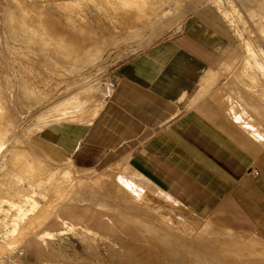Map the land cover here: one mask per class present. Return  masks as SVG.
I'll list each match as a JSON object with an SVG mask.
<instances>
[{"label":"bare ground","instance_id":"obj_1","mask_svg":"<svg viewBox=\"0 0 264 264\" xmlns=\"http://www.w3.org/2000/svg\"><path fill=\"white\" fill-rule=\"evenodd\" d=\"M214 1L216 5H219L220 0ZM9 2L5 6L3 18L6 27V34H4L6 47H4L14 56L18 55L17 57H23L25 60L14 58L6 61L5 65L8 67L5 68L6 70L3 69L4 73L0 75V80L5 78L11 84L15 78L13 71L19 72L24 82L20 86L21 89L19 88L20 95L25 100L22 106L26 110L32 109L36 104L44 103L51 92L50 81L46 78L47 76H44L46 73L42 75L41 71L37 72L29 64L31 61H37L36 58L39 57L40 65L44 66L42 68H46L51 74L59 77L57 79L60 80L54 79L56 82L53 86L57 88L64 82L66 76L80 75L86 67L100 60L109 48L106 46L115 47L127 39L140 35V31H143L142 26L151 23L154 16L160 15L163 4L161 0H89L99 12L101 19L120 30H127L123 36H111L109 40H106V37L100 36V33L98 34L91 27L93 24L90 26L88 18L81 19L78 11L67 5L65 1L60 4L54 2L58 14L64 18L63 21L55 20L58 18L56 14L42 11V6L38 9L26 0H9ZM175 2L177 3V0ZM252 5L254 7L252 13L264 19V0H259ZM79 6L84 9L86 4ZM221 12L228 21L231 17L229 22L232 24L235 13L229 10H221ZM155 20L157 21L154 18L153 21ZM97 21L99 23V20ZM101 28L105 34L111 32L103 26ZM160 29L163 30V28H153L152 35H159ZM237 38L243 51L238 66L255 65L259 71H264L263 56L257 53L258 48L256 49L253 41L243 37L242 32L237 33ZM260 50L264 53L261 48ZM87 81V78H82L75 81L73 85H66L63 90L66 93L73 90V93L66 98L65 107L61 108L59 105V109L56 106L59 110L57 109L58 111L53 112V116L46 119L47 123L50 124L52 121L54 123H88L95 117L103 101L93 96L97 94L93 92L96 90L93 86L84 85ZM107 85L111 87L109 81ZM4 90L0 84V212L2 215L0 217V264L10 255L14 247L24 245L26 248H44L48 242L57 243L55 237L65 234L64 230L78 232L83 242L85 239L97 242L99 235L95 230L109 236L113 235V237L118 235L119 238L122 235L125 238L127 235L133 238V243H130L132 250L143 245L148 252L159 253L174 249L180 255L185 249L188 253L186 258L189 264L197 262L202 264L209 257H214L217 264L246 263L242 261L243 259L241 260L242 250L239 237L234 238L230 230L225 227H220L221 232L217 233L215 221L208 220L198 223L195 218L191 220L194 215L190 220L185 217L188 220L184 221L177 218L178 214L176 215L174 211L172 214L169 211L165 213L162 211L163 215L157 212L151 218L133 212L132 210L140 209L154 211L146 203L144 196L145 185L150 184L152 187L153 184L131 168L128 155L102 171L80 176L73 171L71 159L63 162L56 161L36 146L29 138L30 129L26 130L22 136L17 135L20 127L16 125V118L7 107L8 99ZM42 115L44 114H41L40 118ZM155 188L159 194H164L166 198L173 201L162 190ZM153 198L156 201V198ZM166 201L169 200L166 199ZM2 203H5L6 207H3ZM217 224L220 225V223ZM56 255L63 257L60 251H57ZM162 257L164 258L163 254Z\"/></svg>","mask_w":264,"mask_h":264},{"label":"crops","instance_id":"obj_2","mask_svg":"<svg viewBox=\"0 0 264 264\" xmlns=\"http://www.w3.org/2000/svg\"><path fill=\"white\" fill-rule=\"evenodd\" d=\"M205 1L216 5L191 0L176 30L108 72L113 85L90 122L51 125L46 140L81 167L129 149L131 168L170 198L241 221L245 237L222 218L210 220L217 233L225 227L239 237L243 262L264 264V71L243 64L222 81L221 93L213 89L232 36L219 7ZM247 1L258 16L252 4L259 0ZM179 2L181 10L186 1Z\"/></svg>","mask_w":264,"mask_h":264},{"label":"rangeland","instance_id":"obj_3","mask_svg":"<svg viewBox=\"0 0 264 264\" xmlns=\"http://www.w3.org/2000/svg\"><path fill=\"white\" fill-rule=\"evenodd\" d=\"M26 1H28L29 3H32L38 9H40V7L42 6L43 7V8L41 7L42 11H49L52 14H56L59 19L57 18L55 20H59V21L60 20L63 21L64 18L58 14V10L56 9L54 2H55V4H60V3L65 1V3H67V5L74 7V9L76 11H78V14L80 15L81 19L86 20L88 18L89 19L88 21H90L89 22L90 26L93 24L91 27L98 34L100 33L99 34L100 36L103 35V37H106V40H109L111 36L120 37V36L125 35V33H127V30H124V29L120 30V29L114 27L109 22H106L103 19H101L99 12L94 8V6L89 2V0H26ZM162 1H163L162 8H161L162 11L160 12V15L158 14V15L154 16L153 19H151V23H149L145 26H142L143 31L141 30L139 33L141 36L138 35L134 38L127 39V41H123L121 43L122 45L119 44L118 46H115V47L106 46L109 48H107V51L105 52L104 56L100 60H98L94 65L86 67L84 69L83 73H82V71L80 72V75L79 74L75 75V76L71 75L69 77L66 76V79L64 78V82H63L64 84L63 83L60 84L59 86H57V88L54 87L53 85L57 80H60V79H57L59 77L57 75H54L53 73H52L53 74L52 75L51 72H49V70H47L46 68H42L44 66L42 64L40 65V63H39L40 58L39 57L36 58L37 61H31L29 64L34 69H36L37 72L41 71L42 75H44L46 73L44 76L45 77L47 76L46 78H48L50 81L49 83L51 84V86H50L51 92L49 94L50 97L48 96V98L45 99L44 103L36 104L38 106L35 105L30 110H26L25 108H23L24 106H22V103L25 100L20 95L21 94L20 93V89H21L20 86L24 82H23L20 74H18L19 72L13 71L15 73L14 74L15 78L11 84H9L8 81L5 80V78H2L0 80V84H2L3 90L6 89V90H4V92L6 93L7 99H8L7 100V107L9 108L11 114H13L15 116L16 125L18 126V128L20 127L17 135L22 136L23 133L26 132V130L30 129V135H29L30 140L33 143H35V145L38 146L49 157H51L54 160L59 161V162H63L65 160L71 159L70 157L66 158L68 155L65 152L56 148L55 146H53L52 144H50L46 140L47 128H50L51 125L56 124L53 121L49 124L46 122V119H49V117L53 116L52 115V114H54L53 112L58 111L60 109V106H61V108L66 106V105L64 106L65 101H67L66 98L69 97L73 93V90L70 92L67 91V93H66V91H64L66 85L67 84L73 85V83L75 81H78L79 79H82V78H87L88 81L84 85L86 87L93 86L96 89L93 92H95V94L97 93L96 95H93V96L97 99H101L104 103V97L108 94V92L111 88L107 85V82L109 80L106 78V75L108 74V72L111 69H113L117 64H119L121 61H123V60L129 58L130 56L146 49L147 47L156 43L158 40L167 37L169 34H171L174 30H176L178 28V26H179L178 22L180 23L183 20V18L185 17V15L192 9L191 0H185L186 5L181 10H180V6H182V5H180V3H179L180 0H177V3H179V4H177L175 2V0L174 1L173 0L172 1L162 0ZM200 1L201 0H199V3H200ZM82 2L84 4H86L84 9L80 8V6H79V5L83 4ZM214 2H216V1H214ZM9 3H10L9 0H0V54H1L0 57L3 54H5L0 58V60H1L0 62H2L0 64V66H1L0 67V75H2L4 73V70H6L8 67L5 65L6 61H11V59H14V58H16V59L19 58L18 60H22V61L25 60L23 57H20V56L17 57L18 55L14 56L13 54H11L8 51L7 48L5 49L6 46H5V35L4 34H6V27L4 25V22H3L4 19L3 18H4L5 6H7ZM203 3H209V4L213 5L212 2H206L205 1ZM177 5L179 6V8ZM217 6H219L220 11L221 10H229V11H233V13H235L234 14L235 16L232 18V20H233L232 24L229 23V25L227 26L228 29H229V27H231V29H229V31L231 32V36H232V38H229V41H230L229 45H231V49H232L231 55L229 56V58H226V56H225L223 58V60H221V62H219V66L221 65V69L217 71L218 74H216L214 79H213L214 80L213 82L218 81L214 85H212L213 89L216 88L217 90H220V92H218V93H221V90H222L221 88H222V83H223L222 81L226 80L227 78H230L231 76L235 77L243 71V65H241L240 67L234 66V68H233V65L238 64L239 59L243 55V51L241 49L239 39L237 38L238 32H242L243 37L249 38L250 40L253 41V43L256 46V49L258 48L257 53H260L263 56V57L262 56L261 57L264 61V53H262V51L260 50V48H261L264 52V32H263V30H264V19H261L258 16H252V14L249 13L250 4L247 0H220L219 5L217 4ZM180 13H181V15H180ZM154 18L157 19V21L155 20L156 22L153 21ZM228 19L230 21L231 17H229ZM52 20L54 21V19H52ZM97 20H99V23ZM165 20H167V21H165ZM226 20H227V18H226ZM245 20H248L249 22L245 23L244 22ZM252 21L257 22V23L252 24ZM161 23H163V24H161ZM164 23H165V26H164ZM170 23H172V24H170ZM101 26L111 30V32L109 33L110 35L105 34L102 31ZM156 27L157 28H163V30L160 29L161 33L159 35H152L153 34V32H152L153 28H156ZM118 32H119V34H118ZM141 32H143L142 33L143 35L141 34ZM1 40L3 41V43ZM147 41H148V43H147ZM142 42H143V44H142ZM229 45H228V47H229ZM3 57H5V59H9V60H5ZM3 59H4V61H2ZM97 64H98V66H97ZM231 64H232V70L230 71L229 68H231V67H229V66H231ZM48 76H50V77H48ZM74 77H76V78H74ZM70 80L72 82H70ZM202 84H200V86ZM15 85L17 87H15ZM63 92H65L66 94ZM211 94L217 95V92L216 93L213 92ZM99 97H101V98H99ZM62 98L63 99L65 98V99L63 100ZM187 107H189V104L188 103L184 104V108H187ZM174 108H175V110H174V112H171L169 114V118L173 117L174 113H178L181 109L179 105L174 106ZM41 114H44V115H42V117L40 118ZM43 116H44V118H43ZM59 123L66 124L64 122H59ZM34 127L36 128V132H35ZM40 127H43V128H40ZM144 133H146V131H144L143 134ZM144 137H145V135H142L138 139H142ZM46 150L50 151L54 157L51 156L50 154H48V152ZM125 152L126 153H123V154L121 153L120 155H115L114 158L112 156H109V157L103 159L101 162H99V163H97L91 167L77 166L73 162V160L71 159L73 162V171L75 173L77 172V174L80 176H87V175L93 174L95 172L102 171V170L108 168L110 165L115 164L116 161L119 162V161L123 160L129 154L128 153L129 149H127ZM153 185H152V187L150 184L145 185L146 193L144 196L146 198V203L149 206H151L154 211L140 209V210H132L133 212H138L142 215H145L146 217L151 218V217H154L155 216L154 214H156L157 212H158L157 214L163 215L162 214L163 212L165 213V212L169 211V213L172 214L173 213L172 211H174L176 215L178 214V216H176L175 214L174 215L177 218L183 219L184 221L188 220V219L190 220V218L194 215L191 218V220L195 218V220L198 223H200L201 221L204 222V221L213 220L216 218H218V219L222 218L223 219L224 216L227 215L226 217H228V215H229L223 211L221 212V211H215V210L205 211V212L193 211V210L187 208L186 206H184L183 204H181L180 202H178L177 200L173 199V201H172V200L166 198L164 194L163 195L159 194L158 190ZM251 187H253V188L256 187L258 189V184L257 185L253 184ZM148 188L152 191L148 190ZM147 191H149V192H147ZM146 194L149 196H147ZM153 197L156 198L157 202L155 201V199ZM150 198H152V199H150ZM166 199L169 201H166ZM151 201H152V203H151ZM2 205H3V207H6L5 203H2ZM160 207L162 209L163 208H165V209L162 210ZM175 208L177 209L176 211H175ZM149 211H150V213H148ZM187 211H188V213H187ZM189 211H191V212H189ZM141 212H145V213H141ZM189 214H191V215H189ZM179 215L182 217H180ZM241 215L242 214H240V217H241ZM1 216L2 215L0 212V217ZM229 216H231V215H229ZM185 217H187L188 219ZM226 217H225V219L227 221L225 219H223L224 222H226L232 229H234V230L238 231L240 234H242L243 237L247 236V233H243V223H241V221H240V223H237V224H231L230 220L232 218L229 217L227 219ZM196 225H198V224H196ZM64 231H65V234L55 237V239H57V243L53 244L54 241H52V242L47 241L48 243L44 246V248H38V247L26 248L24 245L14 247L12 249V251L10 252V255L8 257L4 258V260L2 261V264H46V262L48 264H65V263L66 264H73V263L74 264H115V262H116V264H121V263L122 264H142V263L143 264L144 263L145 264H175V262H176V264H189L187 261V258H186L188 253L185 251V249H183V251L180 253V255L177 254L174 251V249H168L166 252H159V253L158 252L153 253L152 251L148 252L147 248L144 247L143 245L140 247L137 246L136 248H133V250L135 249V251H133L131 249V246H130L131 245L130 243H133V238L130 236H127V235H125V238H124V235L120 236V238H119V237H117L118 235L117 236L114 235V237H113V235L109 236L108 234H104L103 232H101L99 230H95L97 232V234L99 235L98 241L97 242H91V241H88V239H85L83 242V240L81 239L82 236H80L78 234V232H75V231L67 232L66 230H64ZM77 235H79V236H77ZM77 237H79V239ZM80 239H81V241H80ZM66 242H67V244H66ZM81 243H83V244H81ZM53 245L55 246V248ZM99 246H100V248H99ZM125 246H127V247H125ZM125 248H127V249H125ZM144 248H146V249H144ZM47 249H49V250H47ZM76 249H77V251H76ZM141 249H142V251H141ZM124 250H125V252H123ZM57 251L62 252L63 257H58L56 255ZM47 252L48 253L51 252V253L47 254ZM139 252H140V254H139ZM145 252H147V253H145ZM79 253L81 254V257H79V255H80ZM141 253H142V255H141ZM143 254H145V256ZM153 254H154V256H152ZM162 254L164 255V258L162 257ZM138 257H140V258H138ZM144 258H146V259H144ZM154 259H155V261H154ZM167 260H169L170 263ZM156 261L157 262L159 261V262L157 263ZM78 262H80V263H78ZM154 262H156V263H154ZM194 264H201V263L197 262ZM202 264H204V263H202Z\"/></svg>","mask_w":264,"mask_h":264},{"label":"built area","instance_id":"obj_4","mask_svg":"<svg viewBox=\"0 0 264 264\" xmlns=\"http://www.w3.org/2000/svg\"><path fill=\"white\" fill-rule=\"evenodd\" d=\"M109 84H110V86H112L113 85V81L109 80Z\"/></svg>","mask_w":264,"mask_h":264}]
</instances>
